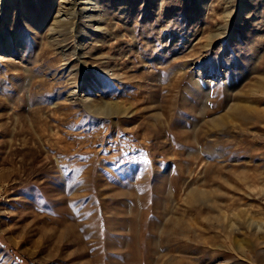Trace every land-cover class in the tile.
Returning <instances> with one entry per match:
<instances>
[{"label":"rangeland","instance_id":"374dc122","mask_svg":"<svg viewBox=\"0 0 264 264\" xmlns=\"http://www.w3.org/2000/svg\"><path fill=\"white\" fill-rule=\"evenodd\" d=\"M263 221L264 0H0V264H264Z\"/></svg>","mask_w":264,"mask_h":264},{"label":"bare ground","instance_id":"6f19581e","mask_svg":"<svg viewBox=\"0 0 264 264\" xmlns=\"http://www.w3.org/2000/svg\"><path fill=\"white\" fill-rule=\"evenodd\" d=\"M93 1L94 0H88V2L90 4ZM74 12H72V13L74 14ZM89 17L90 18L92 17L91 13L89 14ZM71 32L73 33V29H71ZM263 223H264V221H263ZM232 231L237 232V233L239 231H243L240 233L243 234V236H246V237H244L245 239L241 240L242 242L240 240L239 241L235 240V238L232 239L231 237H229L230 245H232V246L244 244V246L246 248H249L248 251H250V248L254 246V244L256 243L257 240L260 239V240L264 241V226L258 225L256 227H253L251 224H247L244 227L235 226L234 228H232ZM245 252H247V251H245Z\"/></svg>","mask_w":264,"mask_h":264}]
</instances>
